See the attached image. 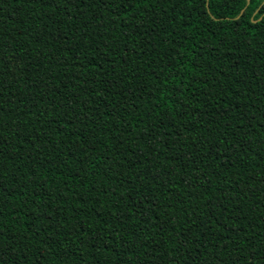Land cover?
<instances>
[{
    "label": "trees",
    "instance_id": "16d2710c",
    "mask_svg": "<svg viewBox=\"0 0 264 264\" xmlns=\"http://www.w3.org/2000/svg\"><path fill=\"white\" fill-rule=\"evenodd\" d=\"M0 264H264V0H0Z\"/></svg>",
    "mask_w": 264,
    "mask_h": 264
},
{
    "label": "water",
    "instance_id": "95a60500",
    "mask_svg": "<svg viewBox=\"0 0 264 264\" xmlns=\"http://www.w3.org/2000/svg\"><path fill=\"white\" fill-rule=\"evenodd\" d=\"M248 1V0H247ZM243 12V10L241 11V13Z\"/></svg>",
    "mask_w": 264,
    "mask_h": 264
}]
</instances>
